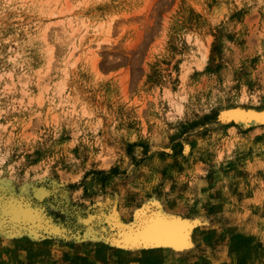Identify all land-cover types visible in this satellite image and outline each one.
Segmentation results:
<instances>
[{"label":"rangeland","instance_id":"1","mask_svg":"<svg viewBox=\"0 0 264 264\" xmlns=\"http://www.w3.org/2000/svg\"><path fill=\"white\" fill-rule=\"evenodd\" d=\"M233 109L264 111V0H0V264H264Z\"/></svg>","mask_w":264,"mask_h":264},{"label":"bare ground","instance_id":"2","mask_svg":"<svg viewBox=\"0 0 264 264\" xmlns=\"http://www.w3.org/2000/svg\"><path fill=\"white\" fill-rule=\"evenodd\" d=\"M227 114L236 116V117L240 118V120L242 119V120H246L248 122H257V121H262V120L264 121V111H257L254 109H250V110L233 109V110L227 112ZM163 222H165V223L167 222L168 224L170 223L173 228L175 227L174 232H171L172 231L171 230L169 233V229H168V228H170L169 226L166 227L168 229V231H166L167 229L164 230L163 229L164 227L161 226L163 224ZM163 222H158L153 228L150 229V230L156 229V231L153 234L151 233L149 235L150 239H152V236H154V235H157V234L163 235V233H166L170 237L169 240H167V242H174L177 239L179 240V237L181 234V232L179 230V224L176 221H171V220H165ZM159 230H161V231H159ZM157 231H158V233H157Z\"/></svg>","mask_w":264,"mask_h":264},{"label":"water","instance_id":"3","mask_svg":"<svg viewBox=\"0 0 264 264\" xmlns=\"http://www.w3.org/2000/svg\"><path fill=\"white\" fill-rule=\"evenodd\" d=\"M169 238H170L169 235L166 233H163V235L157 234V235L152 236V240H157V241H167L169 240Z\"/></svg>","mask_w":264,"mask_h":264}]
</instances>
